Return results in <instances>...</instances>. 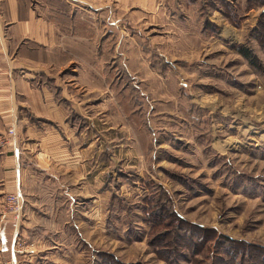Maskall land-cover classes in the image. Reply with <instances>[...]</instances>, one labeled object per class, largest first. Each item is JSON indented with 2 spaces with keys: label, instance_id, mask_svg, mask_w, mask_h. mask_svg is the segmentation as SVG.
Masks as SVG:
<instances>
[{
  "label": "rangeland",
  "instance_id": "374dc122",
  "mask_svg": "<svg viewBox=\"0 0 264 264\" xmlns=\"http://www.w3.org/2000/svg\"><path fill=\"white\" fill-rule=\"evenodd\" d=\"M108 1L125 23L111 33L119 43L125 38L115 53L116 63L124 81L140 89L138 100L130 92L120 101L139 107L141 117L134 116L132 133L110 116L109 145L115 158L110 166L109 231H101L95 221L105 198L101 201L94 191L98 208L95 203L93 220L76 212L74 263L111 264L104 260L103 253H108L124 263L167 264L148 245L149 228L132 203L148 193L150 183L161 187L170 206L187 220L264 245V0H224L232 5L229 12L223 0H165L167 14L162 10L155 22L145 15L149 7L144 3ZM114 40L108 43L111 50L118 43ZM242 48L252 51L256 64ZM158 58L169 70V91L162 96L151 90L156 81L166 84L150 74L161 69L156 68ZM109 66H116L114 60ZM14 134V127L0 134L7 142L0 146L11 143ZM135 145L154 177L132 171L139 162L132 152ZM67 259L50 258L73 264Z\"/></svg>",
  "mask_w": 264,
  "mask_h": 264
},
{
  "label": "crops",
  "instance_id": "0c3cea01",
  "mask_svg": "<svg viewBox=\"0 0 264 264\" xmlns=\"http://www.w3.org/2000/svg\"><path fill=\"white\" fill-rule=\"evenodd\" d=\"M135 1L149 7L151 22L167 14L165 0ZM123 21L108 0H0V134L15 128L0 146V264H57L51 260L59 257L75 264L76 212L93 220L94 191L105 198L95 221L109 231L110 116L131 132L141 117L139 107L120 101L140 94L116 63L125 38L119 43L111 33ZM110 40L118 41L113 50ZM155 64L161 69L150 74L166 84L151 90L167 95L169 70L162 58ZM198 69L204 72L200 62ZM139 151L132 148L139 158L132 171L154 177ZM13 192L23 200L19 219L5 205Z\"/></svg>",
  "mask_w": 264,
  "mask_h": 264
},
{
  "label": "trees",
  "instance_id": "16d2710c",
  "mask_svg": "<svg viewBox=\"0 0 264 264\" xmlns=\"http://www.w3.org/2000/svg\"><path fill=\"white\" fill-rule=\"evenodd\" d=\"M222 3L229 12L232 5L224 0ZM241 52L256 64L251 50L242 48ZM155 186L150 183L148 193L133 205L142 211L143 221L149 228L148 245L159 259L167 264H264L263 244L233 239L214 227L187 220L170 206L167 193ZM128 206L130 210L132 207ZM103 255L111 264H144L124 263L113 254Z\"/></svg>",
  "mask_w": 264,
  "mask_h": 264
},
{
  "label": "built area",
  "instance_id": "2783aa9c",
  "mask_svg": "<svg viewBox=\"0 0 264 264\" xmlns=\"http://www.w3.org/2000/svg\"><path fill=\"white\" fill-rule=\"evenodd\" d=\"M12 129L10 130V133H12ZM7 143L5 139L1 138L0 137V144H5ZM6 204H7V209L11 212L14 213V216L19 219L20 217V213H21V210H22V203H23V200H22V196L19 194V193H8L6 195ZM7 264H12L11 262L10 263H7Z\"/></svg>",
  "mask_w": 264,
  "mask_h": 264
}]
</instances>
